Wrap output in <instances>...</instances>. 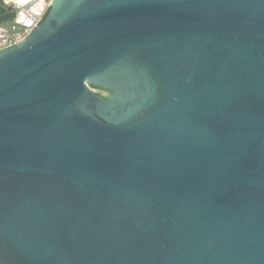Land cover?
Listing matches in <instances>:
<instances>
[{
    "label": "water",
    "instance_id": "1",
    "mask_svg": "<svg viewBox=\"0 0 264 264\" xmlns=\"http://www.w3.org/2000/svg\"><path fill=\"white\" fill-rule=\"evenodd\" d=\"M40 21L0 50V264H264V0Z\"/></svg>",
    "mask_w": 264,
    "mask_h": 264
},
{
    "label": "built area",
    "instance_id": "2",
    "mask_svg": "<svg viewBox=\"0 0 264 264\" xmlns=\"http://www.w3.org/2000/svg\"><path fill=\"white\" fill-rule=\"evenodd\" d=\"M44 1V10L40 16H27L26 22L29 23V27H24L16 24L6 25V28H2L4 31L0 32V50H4L20 42L41 20L44 12L49 8L51 0Z\"/></svg>",
    "mask_w": 264,
    "mask_h": 264
},
{
    "label": "trees",
    "instance_id": "3",
    "mask_svg": "<svg viewBox=\"0 0 264 264\" xmlns=\"http://www.w3.org/2000/svg\"><path fill=\"white\" fill-rule=\"evenodd\" d=\"M47 13H48V9L44 12V14L42 15V17H41V21L45 18V16L47 15ZM40 21V22H41ZM96 91H98L100 94L102 93V91L101 90H96ZM99 93H98V95H99Z\"/></svg>",
    "mask_w": 264,
    "mask_h": 264
},
{
    "label": "rangeland",
    "instance_id": "4",
    "mask_svg": "<svg viewBox=\"0 0 264 264\" xmlns=\"http://www.w3.org/2000/svg\"><path fill=\"white\" fill-rule=\"evenodd\" d=\"M97 94L99 93L98 91H95ZM100 94V93H99Z\"/></svg>",
    "mask_w": 264,
    "mask_h": 264
},
{
    "label": "crops",
    "instance_id": "5",
    "mask_svg": "<svg viewBox=\"0 0 264 264\" xmlns=\"http://www.w3.org/2000/svg\"><path fill=\"white\" fill-rule=\"evenodd\" d=\"M4 28H6V25L4 26Z\"/></svg>",
    "mask_w": 264,
    "mask_h": 264
}]
</instances>
